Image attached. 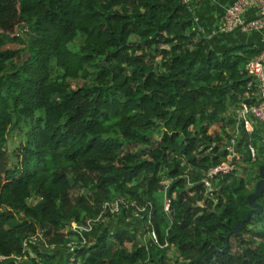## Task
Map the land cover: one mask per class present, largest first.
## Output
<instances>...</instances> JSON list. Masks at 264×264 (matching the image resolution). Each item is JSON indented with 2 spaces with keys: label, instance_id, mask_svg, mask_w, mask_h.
Wrapping results in <instances>:
<instances>
[{
  "label": "trees",
  "instance_id": "16d2710c",
  "mask_svg": "<svg viewBox=\"0 0 264 264\" xmlns=\"http://www.w3.org/2000/svg\"><path fill=\"white\" fill-rule=\"evenodd\" d=\"M259 52L217 53L184 0H0V264H264V192L231 232L264 141L204 182Z\"/></svg>",
  "mask_w": 264,
  "mask_h": 264
},
{
  "label": "built area",
  "instance_id": "2783aa9c",
  "mask_svg": "<svg viewBox=\"0 0 264 264\" xmlns=\"http://www.w3.org/2000/svg\"><path fill=\"white\" fill-rule=\"evenodd\" d=\"M184 1L188 3L186 0ZM251 5L256 7L258 15L254 19H246L243 12ZM223 26L225 29L240 28L245 31L264 28V0H235L223 14ZM244 70L248 80L245 89L238 96V103L234 109L235 127L224 146L227 151L226 160L207 169L204 182L208 190H210L211 180L214 177L230 173L237 167V161L241 155L236 148V141L241 131L251 133L254 120L264 122V50L250 59L245 64ZM248 100L252 102L244 104ZM248 149L250 157L255 159V149L252 144L248 145ZM120 204V201L114 202L110 207V212H117ZM167 209L168 200L165 199V210ZM149 236L156 240L153 232ZM67 247L70 252H73L75 242L68 243Z\"/></svg>",
  "mask_w": 264,
  "mask_h": 264
},
{
  "label": "crops",
  "instance_id": "0c3cea01",
  "mask_svg": "<svg viewBox=\"0 0 264 264\" xmlns=\"http://www.w3.org/2000/svg\"><path fill=\"white\" fill-rule=\"evenodd\" d=\"M195 22L202 35L209 41L211 48L221 53L231 46L244 45L256 51L264 50V28L258 30H242L240 28L225 29L223 26V14L235 0H186ZM258 15L255 6L251 5L245 9L243 16L246 19H254ZM233 116V113H232ZM235 124L232 125V132ZM253 130L262 141H264V122L254 120ZM255 149V148H254ZM240 152V151H239ZM237 165L245 157L240 152ZM253 160V159H251ZM59 255L61 253H58Z\"/></svg>",
  "mask_w": 264,
  "mask_h": 264
},
{
  "label": "rangeland",
  "instance_id": "374dc122",
  "mask_svg": "<svg viewBox=\"0 0 264 264\" xmlns=\"http://www.w3.org/2000/svg\"><path fill=\"white\" fill-rule=\"evenodd\" d=\"M77 82L79 84L82 83V79H79L77 80ZM22 127V126H20ZM211 133L212 132H218V128L213 125L211 126L210 130H209ZM23 140H24V135H23V129L22 128H17L13 131H11L8 136H7V142H6V150L8 152V154L10 155L12 150L16 149V147L19 145V144H22L23 143ZM11 159V157H10ZM240 167H238L239 171L243 172L242 168L241 167H244V165H246L245 163H243L242 161L239 163ZM238 171V172H239ZM240 172V173H241ZM127 223V222H126ZM126 223H124L122 220L120 219H113L112 222H110L108 224V227L111 231L117 229L118 227L120 226H125V227H131L133 226L132 224H128L126 225ZM133 223H136V222H133ZM58 253H61L60 255ZM69 253H66L65 249H60V250H57V256H58V264H62L64 262V260L67 258ZM170 258H171V261H173V259L176 257V252L175 250H170L169 252V255H168Z\"/></svg>",
  "mask_w": 264,
  "mask_h": 264
},
{
  "label": "water",
  "instance_id": "95a60500",
  "mask_svg": "<svg viewBox=\"0 0 264 264\" xmlns=\"http://www.w3.org/2000/svg\"><path fill=\"white\" fill-rule=\"evenodd\" d=\"M156 67H157V61L155 62L154 65V69H153L154 71H156ZM258 175H259V179L255 183L254 190L247 195V201L250 204L251 208L246 213V215L242 219L237 221V223L231 228V232L233 233L239 234L240 228L244 224V222H246L250 216L258 214L262 209L261 205L256 200L264 192V163L259 166ZM226 238L227 239L229 238V234L227 235Z\"/></svg>",
  "mask_w": 264,
  "mask_h": 264
}]
</instances>
